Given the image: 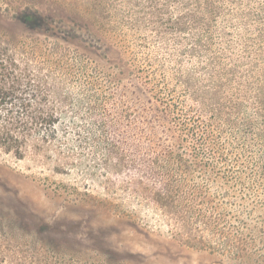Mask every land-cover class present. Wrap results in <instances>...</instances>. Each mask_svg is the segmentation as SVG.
Listing matches in <instances>:
<instances>
[{"label":"rangeland","instance_id":"374dc122","mask_svg":"<svg viewBox=\"0 0 264 264\" xmlns=\"http://www.w3.org/2000/svg\"><path fill=\"white\" fill-rule=\"evenodd\" d=\"M110 2L91 41L38 33L22 57L59 118L0 146V264H264V0ZM103 102L151 168L112 147Z\"/></svg>","mask_w":264,"mask_h":264},{"label":"trees","instance_id":"16d2710c","mask_svg":"<svg viewBox=\"0 0 264 264\" xmlns=\"http://www.w3.org/2000/svg\"><path fill=\"white\" fill-rule=\"evenodd\" d=\"M110 1L93 0L98 12L92 13L91 10L82 13L66 7L60 0H0L1 147L22 155L28 141L35 134L53 131L59 118L58 113L46 106L51 88L48 80L41 76V67L32 71L30 62L22 60L27 55L24 53L30 42L31 49H35L38 33L55 39L63 38L74 44L80 43L78 36L87 33L89 36L84 39L91 41L101 32L100 24L105 25L106 14L111 12ZM108 53L111 54L110 51ZM100 110L94 113V121L105 129L112 147L122 151H117L119 156L123 154V157H128L130 163L141 171L151 168L152 155L140 141L134 117L129 119L128 113L119 110L116 103L109 105L103 102ZM46 226L40 223V230H45Z\"/></svg>","mask_w":264,"mask_h":264}]
</instances>
